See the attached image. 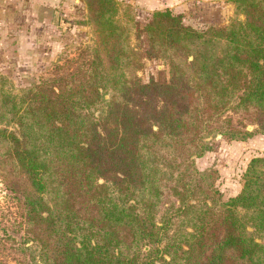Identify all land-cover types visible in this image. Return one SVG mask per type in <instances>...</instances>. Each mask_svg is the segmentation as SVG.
<instances>
[{"label":"trees","instance_id":"obj_1","mask_svg":"<svg viewBox=\"0 0 264 264\" xmlns=\"http://www.w3.org/2000/svg\"><path fill=\"white\" fill-rule=\"evenodd\" d=\"M233 1L243 19L202 30L152 12L142 50L114 0H86V66L0 89V176L40 263L264 264V157L228 199L195 164L218 135L264 134V0ZM145 58L165 67L147 82Z\"/></svg>","mask_w":264,"mask_h":264},{"label":"rangeland","instance_id":"obj_2","mask_svg":"<svg viewBox=\"0 0 264 264\" xmlns=\"http://www.w3.org/2000/svg\"><path fill=\"white\" fill-rule=\"evenodd\" d=\"M114 1L115 20L127 30L131 45L142 50L147 43L140 30L156 10L169 9L180 15L186 26L199 30L243 19L236 13L233 0ZM27 3L28 0H0V89L17 100L22 89L76 74L91 58L97 39L86 0H35L29 18L24 15ZM142 63L136 73L144 82L165 68L158 60L145 58ZM226 114L234 123L241 118L231 111ZM256 127L247 124L246 129ZM254 157H264V134L257 133L243 141H229L218 135L211 150L196 158L195 164L199 170L217 171L214 185L223 199H228L240 192L243 174ZM14 197L0 176V258L4 264H42L35 244L25 241V223Z\"/></svg>","mask_w":264,"mask_h":264},{"label":"crops","instance_id":"obj_3","mask_svg":"<svg viewBox=\"0 0 264 264\" xmlns=\"http://www.w3.org/2000/svg\"><path fill=\"white\" fill-rule=\"evenodd\" d=\"M34 2H35V0L34 1H32V0H28V3H27V5L28 6H26V7H24V8H27L28 10L26 11L25 10V12H24V15L26 16V17H30V8L32 7L33 9H34ZM44 3H46V1H44ZM31 21H30V19H29V23H30Z\"/></svg>","mask_w":264,"mask_h":264}]
</instances>
